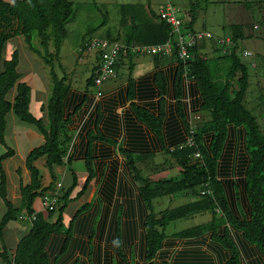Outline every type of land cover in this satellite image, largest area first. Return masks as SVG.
I'll return each mask as SVG.
<instances>
[{
  "label": "trees",
  "instance_id": "trees-1",
  "mask_svg": "<svg viewBox=\"0 0 264 264\" xmlns=\"http://www.w3.org/2000/svg\"><path fill=\"white\" fill-rule=\"evenodd\" d=\"M75 13L71 0H0V143L6 149L0 154V197L6 207L0 220L1 264H98V261L101 264H157L164 245L173 246L181 240L188 241L186 245L208 243L211 254L185 249L175 255V261L180 264L203 258L213 260L214 254L218 260H226V264H264V132L259 117L246 104L253 63L243 60L235 49L229 54L210 56L206 42L190 49L187 64L177 53L170 57L178 63L175 79L178 114L188 136L193 137L194 144L190 145L185 140L168 146L165 142L168 91L165 71L156 72L160 110L159 114H155L135 102L134 77L129 66L127 97L130 106L136 117L157 135L162 150L157 154H135L103 135L98 129L103 117L99 106L97 128L88 135L85 155L88 176L83 187L73 196L78 186V174L69 168L71 178L68 183L62 184L57 204L44 211L35 209V201L54 192L61 182L57 168L73 164L75 154H69V151L75 131L70 125L87 102L89 94L97 90L95 66L82 88V101L72 113L66 111V102L74 86L61 62L59 66L64 72L62 76L59 75L56 62L60 60L63 41L68 36L67 25ZM180 20L185 32L195 30L194 25L198 20L196 6L182 12ZM35 32L43 49L35 47L33 43ZM232 35L244 42L254 33L246 34L243 27L236 26ZM18 36H23L28 49L37 53L50 67L52 94L42 105L47 121L31 111L32 87L20 81L23 75L19 70L20 52L16 49L10 58L5 56L8 41ZM174 37L172 26L162 20L150 4L125 3L121 5L120 30L115 33L108 31L104 38L138 45L161 44ZM88 39L84 37L81 46ZM134 56L139 55L122 50L117 69L130 64ZM167 57L154 55L157 59ZM185 67L188 68L187 72ZM185 75L197 83L202 97L200 111L209 113V117L200 123H190L184 111L182 82ZM14 87L17 93L12 101L8 94ZM11 111L22 121L35 125L45 138L44 143L33 148L26 157L25 164L31 175L28 183L22 180V168L18 169L21 176V201L18 205L9 196V177L4 166V161L16 154L6 139L7 116ZM230 124L246 129V146L250 158L245 180L247 210L242 204L238 188V205L234 206L225 184L218 177L219 159L229 136ZM192 127L195 128L194 133L191 132ZM210 132L213 133V139L210 147H207L204 135ZM95 141L116 146L125 158L133 185H126L124 191L120 190L116 203H113V187H106L108 206L103 204L100 209L95 204L85 203L66 223L68 204L80 199L96 177ZM197 153L199 157H196ZM44 156L47 157L46 166L51 174L48 185L43 183L42 172L36 165L37 160ZM156 156L161 158L159 162L155 161ZM173 168L181 169L179 176L155 178V174ZM202 191L205 193L202 194ZM178 194L195 199L156 210L163 207V198H175ZM111 210L113 212L110 214ZM207 212L211 215L208 221L171 236L166 233L171 222ZM34 213L36 219L31 221L29 232L11 250L5 241L6 226L10 222L24 220L21 218L24 215L32 216ZM168 239L172 243L167 242ZM161 264L170 263L165 260Z\"/></svg>",
  "mask_w": 264,
  "mask_h": 264
},
{
  "label": "crops",
  "instance_id": "crops-1",
  "mask_svg": "<svg viewBox=\"0 0 264 264\" xmlns=\"http://www.w3.org/2000/svg\"><path fill=\"white\" fill-rule=\"evenodd\" d=\"M163 9V8H162ZM157 12V11H156ZM197 23V22H196ZM194 25V29H201ZM96 57V56H94ZM96 57V63H97ZM94 61V67L96 66ZM136 64H148L145 65V69H141L135 72L134 66ZM132 67V74L134 77L135 86V102L147 110L159 114V88L156 84V72L157 70H164L168 79V91L166 95V116L164 120V138L168 146L176 144L179 141H185L188 138V133L185 125L178 114L177 102L175 97V79L178 71V63L167 58H154V56H134L131 63H127L124 67L118 69L117 76L113 77L104 82L102 85V95L97 94V90L93 94H89V98L83 108L80 110L79 115L73 118V122L70 128L75 131L74 141L72 143L69 154L74 153V161L71 166L58 167L57 172L60 176L61 186L63 183L70 181V170H75L78 174V186L74 190L73 196L83 187L85 180L88 176V171L85 165L86 149L89 141V132L97 128L96 120L98 117V107L100 106L103 113L102 120L98 126V129L108 138H111L120 143L125 149L138 154L143 152L159 153L162 150L160 141L157 135L143 122H141L130 106V101L127 97L128 91V70ZM93 67V68H94ZM124 72L121 73V70ZM183 104L184 111L190 123H200L203 119L209 117V113L201 112L202 108V97L197 87V83L194 79L183 77ZM17 93V89H16ZM16 93L12 97V101L16 96ZM84 91L82 88L73 87L70 98L66 102V111L72 113L76 106L82 101ZM33 98V90H32ZM45 102H41L40 106V117L43 116L42 105ZM34 104L31 101V106ZM32 111V110H31ZM35 115V114H34ZM38 117V116H37ZM200 118V119H198ZM29 134L37 136L41 143H44V135L37 131L34 127L29 129ZM213 139V133H207L204 135V144L210 147ZM38 145V146H39ZM35 148V147H34ZM94 154L96 156L94 167L97 172L96 177L90 182L86 193L77 200H72L69 206L74 205L72 216L65 214V222L68 223L75 212L85 203H92L95 206L102 207L103 204L108 206L109 203L106 200L108 192L106 187H113V203H116L120 197V190L124 191L126 185H133L130 179V174L126 168V162L124 156L118 151L116 146L105 143L102 141H95L93 143ZM33 149V148H32ZM31 149V150H32ZM16 150V149H15ZM30 150V151H31ZM29 151V152H30ZM17 154V151H16ZM15 154V155H16ZM14 157V156H13ZM27 157V156H26ZM12 158V157H11ZM9 159V158H8ZM249 154L246 146V129L243 126L229 125V136L224 147L221 158L219 159V179L223 181L228 191V197L230 202L236 206V191L237 188L242 198V204L244 208L249 209L247 203V195L245 192V180L246 171L249 165ZM24 160V166L22 168V180L24 183H28L31 179L30 171L27 169ZM155 161L159 162V157H155ZM18 168V169H19ZM18 172V170H17ZM181 172L180 168H173L167 171H163L155 174L156 179L164 177H177ZM19 176L18 187L20 189ZM50 180L45 183L48 185ZM112 185V186H111ZM16 186V184H14ZM134 188V186L132 187ZM10 194V192H9ZM137 194V192H136ZM10 196V195H9ZM181 197H187L185 194H178L175 198H171L170 202L180 200ZM14 198L18 202L21 200V192ZM167 198V197H166ZM194 200L195 197H187L188 200ZM173 200V201H172ZM185 200V201H186ZM13 201V200H12ZM136 201V200H135ZM14 202V201H13ZM17 202V203H18ZM166 203V202H165ZM34 207L37 211H41L42 201L38 198ZM66 209V211H67ZM238 211V207H236ZM113 211H110V214ZM67 217V219H66ZM24 222H32L28 219H24ZM17 229L22 228V225H17ZM8 225L6 226L7 229ZM31 228V225H30ZM29 228V230H30ZM6 229H5V241H6ZM29 232V231H28ZM27 232V233H28ZM26 233V234H27ZM25 234V235H26ZM171 236V235H169ZM23 237V236H22ZM22 237L17 236L14 244V250L17 247ZM172 240L168 239L167 242ZM188 241H177L175 245L169 246L165 244L163 249L160 251L158 256L157 264H161L163 261H168L170 264H180L175 261V255L184 251L185 249L200 250L210 255L211 252L208 250L209 244L204 245H186ZM172 243V242H171ZM213 260H193L189 264H226V260H218L214 254ZM99 262V261H98ZM1 264V263H0ZM244 264H250L244 262ZM255 264V263H254ZM262 264V263H258Z\"/></svg>",
  "mask_w": 264,
  "mask_h": 264
},
{
  "label": "rangeland",
  "instance_id": "rangeland-1",
  "mask_svg": "<svg viewBox=\"0 0 264 264\" xmlns=\"http://www.w3.org/2000/svg\"><path fill=\"white\" fill-rule=\"evenodd\" d=\"M76 11L74 18L68 23V36L63 41L60 53V60L56 62V68L60 76L63 70L59 66L62 63L72 85L77 88H84L86 79L90 76L96 63L94 53L87 54L80 52V47L84 37H106L108 31L113 33L121 28V5L125 3L150 4L153 9L160 12L162 8L168 5L180 9L181 12L193 8L195 5L198 12V20L196 26L199 28H207L219 36L232 35L234 27L241 26L246 34L254 33L253 37L244 40L243 45L254 52V58L250 61L255 66L250 68V88L246 97L247 106L252 109L259 117L264 132V0H71ZM195 3L194 5H192ZM182 14V13H181ZM106 19V22H105ZM33 43L35 47L43 49L38 34L34 33ZM20 52L19 70L23 74L20 81L30 84L33 90V102L31 106L32 112L40 117L41 102H47L52 94L53 82L50 75V67L35 52L28 49L23 36L10 39L5 48L6 58H10L14 50ZM53 49V48H52ZM210 56L219 55L218 49L209 47ZM148 65V64H145ZM143 64L134 66L135 72L145 69ZM124 69L121 70V73ZM16 93L14 87L8 94V98L12 99ZM43 112L44 119L47 121L46 114ZM8 127L6 130V139L9 146L16 149L17 154L4 161L5 169L9 177L10 198L15 204H20L14 198V193L19 194L18 179L20 174L17 172L19 167L24 166V160L29 151L38 146L40 139L29 134V129L36 128L35 125L22 121L13 112H9L7 116ZM37 129V128H36ZM37 131H39L37 129ZM5 146L0 143V154L5 152ZM161 158L159 157V160ZM47 157H41L37 160L36 165L40 168L43 183L51 181V174L46 166ZM16 184V186H14ZM163 207L156 210L165 209L167 207L177 206L185 203L187 197H181L180 200L170 202V199L163 198ZM186 200V201H185ZM21 201V200H20ZM18 202V203H17ZM166 202V203H165ZM160 205V204H159ZM6 210L5 204L0 197V220ZM74 205L69 206L66 211L67 217L72 216ZM66 217V219H67ZM211 218L210 213H197L189 217L177 219L171 222L166 233L173 235L179 231L204 223ZM22 228L17 229V225ZM30 222L16 221L10 222L6 229V244L10 249L14 248L17 236H24L30 228ZM95 248V247H94ZM2 262L0 258V263ZM117 262V261H116ZM98 264H101L99 261Z\"/></svg>",
  "mask_w": 264,
  "mask_h": 264
},
{
  "label": "built area",
  "instance_id": "built-area-1",
  "mask_svg": "<svg viewBox=\"0 0 264 264\" xmlns=\"http://www.w3.org/2000/svg\"><path fill=\"white\" fill-rule=\"evenodd\" d=\"M181 13L180 9H177L172 5H168L166 8L161 9L158 13L162 20L167 21V23L172 26V33L175 34L174 38H170L161 44L127 45L116 39L104 37L89 38L84 45L81 46L80 51H84V53L87 54L94 53L97 57V76L95 78L97 94L102 95L103 92L101 88L105 81L117 76V64L122 50H129L139 56L163 55L171 57L177 53L178 57L187 64L190 49L202 42H206L209 45L208 47L211 46L218 49L220 55L229 54L235 49L237 54H239L243 60L251 61L254 58V52L246 48L240 38H235L231 35L219 36L211 30L203 28L185 32L180 20ZM253 66H255L254 63ZM185 69L187 72L188 68L185 67ZM194 131L195 128L192 127L191 132L194 133ZM187 143L190 145L194 144L192 136H188ZM199 156L200 154L197 153L196 157ZM60 188L61 184L58 185L54 192L47 193L41 198V211L52 208L57 204ZM201 193L204 194L205 191H202ZM21 218L33 221L36 219V215L34 213L32 216L24 215Z\"/></svg>",
  "mask_w": 264,
  "mask_h": 264
}]
</instances>
